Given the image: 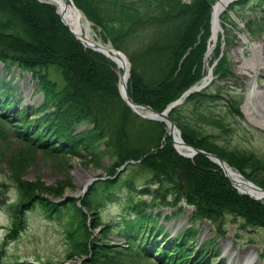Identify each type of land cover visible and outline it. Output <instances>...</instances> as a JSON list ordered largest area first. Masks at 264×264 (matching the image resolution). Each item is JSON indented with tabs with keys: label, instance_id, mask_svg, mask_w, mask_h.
I'll list each match as a JSON object with an SVG mask.
<instances>
[{
	"label": "trees",
	"instance_id": "trees-1",
	"mask_svg": "<svg viewBox=\"0 0 264 264\" xmlns=\"http://www.w3.org/2000/svg\"><path fill=\"white\" fill-rule=\"evenodd\" d=\"M73 3L92 23L100 40L109 42L129 59L127 89L134 103L149 105L160 112L204 71L202 59L213 0H191L190 4L180 0H73ZM222 18L232 22L227 14ZM248 27L253 34L260 32ZM218 56L216 47L214 58ZM227 61L228 57L223 55L217 62L215 73L220 78H233ZM0 62L7 69L29 72L37 81V91L43 93V102L37 109L24 106L19 111L13 106L14 100H10L14 89L0 80V141L12 129L25 147L55 157L72 155L85 159L111 176L127 161L140 159L137 167L162 172L152 179L159 181V187L151 197V204L156 201L169 204L168 194L174 201L183 198L194 206L195 220L210 221L222 235L227 215L241 218L243 227L264 229V201L238 194L218 166L205 157L196 156L191 163L176 156L168 138L163 149L159 148L165 137V125L143 120L128 108L118 92L114 64L83 47L61 22L54 5L38 0H0ZM51 74L59 77L60 82L52 80ZM207 90L189 96L169 117L187 143L219 155L264 188V159L247 150L227 148L214 134L203 133L204 126L230 133L232 117L240 115V98L232 97L221 114L209 107L215 96ZM36 112L42 114L30 119ZM81 126L91 128L75 132ZM29 129L31 133L27 132ZM154 151L157 152L152 160ZM107 156L111 163L103 167L100 162ZM177 168L182 170L184 179L181 189L171 181V172ZM133 175L132 172L131 179L124 181L125 187L131 194L144 196L149 188L137 191ZM12 178L20 199L24 200L31 198L35 190L59 196L66 186L63 181L49 187L40 181L31 183L16 170ZM119 179L121 176L96 183L81 200L80 207L73 200L59 206L39 199V206L49 215L59 216L63 211L67 215L66 259L86 257L81 264H143L141 252L134 250V240L154 220L141 209L144 201L136 202L129 197L117 225L103 223L100 216V199L108 198L109 190ZM18 205L12 208L14 225L19 222ZM131 214L133 219L128 217ZM101 226L104 237L114 230L122 232L128 249L93 243L91 230ZM154 230L155 226L151 232ZM192 234L187 231L166 248L156 247L155 252L160 253L159 258L163 257L166 264H209L204 247L196 259H191L193 253L187 246Z\"/></svg>",
	"mask_w": 264,
	"mask_h": 264
},
{
	"label": "rangeland",
	"instance_id": "rangeland-1",
	"mask_svg": "<svg viewBox=\"0 0 264 264\" xmlns=\"http://www.w3.org/2000/svg\"><path fill=\"white\" fill-rule=\"evenodd\" d=\"M180 1L184 3L182 2L183 0ZM250 7L252 8L250 9ZM238 11L240 16L239 19L235 21L237 27H228L230 29V38H233L234 41L228 46L230 59H228L229 62L227 61V63H229L230 73L237 78L239 83L237 81H221L218 85L224 88L231 87V89H233V94L235 90L245 93L246 99L241 104L242 119L237 118L234 120L236 124L232 125L230 133L223 134L207 126H204L203 133L214 134L223 145L227 146V148L251 151L255 155L264 158V128L258 126L253 120L257 119L258 121L264 122V120L261 119L264 117V97L261 96V91H264V35L256 39L251 37L246 29V22L256 20V18L259 17L260 7L257 4H251L247 7L245 6L243 9L239 7ZM94 33V39L100 41L97 30H94ZM222 40L223 37L219 38L217 43L215 42L214 44V48H219V53L223 50L224 43ZM253 46L255 48H253ZM206 51L207 50H205V52ZM213 51L207 60H209V67L214 68L213 75L215 76L217 75V73H215L217 62H211L210 60ZM205 62L203 56L202 64L204 71L200 72L199 77L191 86L199 84L201 80L206 77L208 66H206ZM114 71L118 77V87L119 74L116 66ZM1 79L10 81L12 85L17 87L16 98L19 99V104L17 106L19 109L24 105H29L36 109L43 102V93L37 91V81L32 78L29 73L21 72L14 68L6 69L0 64V80ZM51 79L60 82V78L55 74L53 76L51 74ZM217 79L222 80L225 78L217 77ZM254 88H256L254 94L248 98L249 91ZM210 90L214 93L217 91L215 88ZM219 95L225 99H228L230 96L226 91H224V93H219ZM221 103L222 102H219V104ZM245 105H247L246 110L244 109ZM217 112H221V106L217 108ZM37 116H39V114L31 115L32 118H36ZM87 128H91V126H81L75 132H80ZM164 142L165 141L161 142L159 148L164 147ZM170 145L173 147L171 140ZM156 152L157 151L153 152V156H151L152 160L155 158L156 155L154 154ZM174 152L176 156H179L175 150ZM183 160H189L191 163H194V158H183ZM100 163L103 167H106L111 161L107 156L103 158ZM184 165L185 164H183V166ZM15 170L19 172L24 180L31 183L40 181L47 187L55 186L59 181H63L66 186L59 196H54L49 192H41L38 190L32 193V196L34 195L39 198L44 197L52 202L62 200L66 196L84 195L88 189H85V184L88 182L86 180L89 178L90 180L93 178L104 179L107 177L106 173L103 169L95 168L92 163L87 162L85 159H79L72 155L55 157L48 154L46 155L39 149L33 150L29 147H25L12 131H9L7 137L0 141V264H77L79 258L76 256L72 259H65V255L69 248V242L67 241V235L65 233L68 221L67 215L63 213L59 216H49L43 209L39 208L40 206L38 204L33 207L30 205L29 207H31V210L25 211L26 208L21 212L24 213L25 211L23 216L24 228L22 232H20L18 237L8 245L2 244L6 240L8 228H11L13 222V203H22L30 198L28 197L25 200L20 199L19 190L16 188L15 180L12 178V173ZM132 172L135 174L132 176L135 185H142L147 179H153L162 173H153L145 167L134 166L129 168L114 187L109 190L108 198L102 201L99 212L104 223L114 225L120 220L124 213V208L128 205L127 199L133 196V194H131L132 192H129L125 187L124 181L131 179L130 176ZM175 172L182 173V170L180 171L178 168L175 171L173 170L171 176ZM180 178L184 184L182 175H180ZM98 182H100V180H98ZM136 197L137 196L134 197L135 200ZM74 198L76 199L77 197ZM178 201L179 202H177L175 206L158 210L161 216L158 221L153 222L157 224V226L161 224L169 236L172 237H175L190 226V216L193 212V205H187L188 203H185V199V202L182 198L178 199ZM76 203L80 206V200L78 202L76 201ZM113 207L119 208V211L115 214L111 212ZM132 217L133 215L131 218ZM242 222L243 220L241 218L234 220L233 216H227L223 227L225 230L224 237H220L216 233L214 226L208 222L200 221L195 225V229L197 230V234L195 235L196 241L199 240L203 242L208 239H213L216 243L211 248L208 257H206L212 261V264H218L220 256L225 260L223 264H242V258L249 255L253 256V262L251 264H264V229L243 228ZM101 228L102 226L99 229L91 231L95 239L93 240L94 243L101 242L120 249L124 246L126 247L121 236L116 233H110L104 237L101 234ZM226 245L228 246V250L224 255L223 251H225ZM142 246H144V244ZM143 263L145 264V262Z\"/></svg>",
	"mask_w": 264,
	"mask_h": 264
},
{
	"label": "bare ground",
	"instance_id": "bare-ground-1",
	"mask_svg": "<svg viewBox=\"0 0 264 264\" xmlns=\"http://www.w3.org/2000/svg\"><path fill=\"white\" fill-rule=\"evenodd\" d=\"M42 2H48L55 5L58 9V12L61 16V19L65 25L72 31V33L80 39L85 45L89 47H94L104 53L110 61H112L117 69V72L120 77V86L123 87L126 85L128 80V70L129 64L125 57L121 54L118 55L117 52L111 48L109 45H103L100 41L94 39L95 33L93 31L92 25L86 20L83 14L77 11L71 4L67 5L63 0H39ZM226 1L217 3L212 11V23H213V36L217 35L218 27H219V16L222 10L226 7ZM212 43V42H211ZM212 52V47L208 51L207 58ZM256 88L252 89L249 92V97L254 94ZM261 96L264 97V91H261ZM248 97V98H249ZM246 106L244 109L246 110ZM263 107V104L261 103ZM264 120V117L261 118ZM258 126L264 128V122L258 121L257 119H253ZM172 140L175 148L178 152L183 155H189L190 150L186 148V144L181 141L180 135L175 131L172 135H168ZM191 147V146H190ZM226 175L232 181L234 186L246 193L248 196L256 198L257 200H264V192L259 191L253 188L245 179L241 178L236 174V171L228 167L227 165L222 166ZM86 181H90V178ZM228 246H225V252H227ZM242 264H250L253 262V256L249 255L247 257L242 258Z\"/></svg>",
	"mask_w": 264,
	"mask_h": 264
},
{
	"label": "water",
	"instance_id": "water-1",
	"mask_svg": "<svg viewBox=\"0 0 264 264\" xmlns=\"http://www.w3.org/2000/svg\"><path fill=\"white\" fill-rule=\"evenodd\" d=\"M67 5H68V1L67 0H63ZM63 22V21H62ZM70 32L72 33V31L70 30ZM73 34V33H72ZM74 35V34H73ZM75 36V35H74ZM77 38V37H76ZM78 39V38H77ZM79 41H81L80 39H78ZM82 42V41H81ZM82 44L87 47V48H90L96 52H100L102 53L101 51H99L98 49L96 48H92V47H89L87 45H85L83 42ZM103 55H105L104 53H102ZM118 55H120L119 52H117ZM106 56V55H105ZM194 89H190L188 91V93H191L193 92ZM120 92H121V96L123 98V100L125 101V103L134 111V112H137L136 111V108H142V109H147L148 111H150L151 113H153V116L151 118L153 119H157V120H160V121H164L167 123L168 127H169V135H172L173 131L175 130V124L173 122L170 121L169 117H168V112L170 109H172L173 107H175L177 104H179L181 101H177L175 103H173L172 105H170L165 111H163L162 113H156L154 112L153 110H151L150 108L148 107H145V106H138V105H135L132 100L129 98L128 96V93H127V89H126V85H124L123 87H120ZM187 93V94H188ZM186 94V95H187ZM193 154H198V155H202V156H205V157H208L210 158L211 160L212 159H215L217 161V163L219 165H223V160L218 158L217 156H214L212 154H209V153H206L204 151H201V150H197V149H194V148H189ZM174 181L180 183V181L177 179V176L175 175L174 177ZM255 188V187H254Z\"/></svg>",
	"mask_w": 264,
	"mask_h": 264
},
{
	"label": "clouds",
	"instance_id": "clouds-1",
	"mask_svg": "<svg viewBox=\"0 0 264 264\" xmlns=\"http://www.w3.org/2000/svg\"><path fill=\"white\" fill-rule=\"evenodd\" d=\"M119 211V208L118 207H113L112 209H111V212L113 213V214H115L116 212H118Z\"/></svg>",
	"mask_w": 264,
	"mask_h": 264
}]
</instances>
